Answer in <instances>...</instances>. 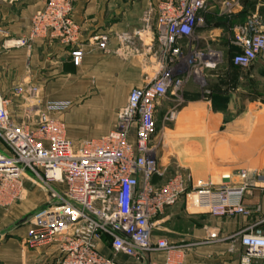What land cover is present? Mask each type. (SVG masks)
<instances>
[{
    "label": "crops",
    "instance_id": "obj_1",
    "mask_svg": "<svg viewBox=\"0 0 264 264\" xmlns=\"http://www.w3.org/2000/svg\"><path fill=\"white\" fill-rule=\"evenodd\" d=\"M162 1L74 0L73 18L81 28L76 47L37 40L30 49H10L4 42L26 35L33 15L48 0H0V90L11 101L13 119L20 123L28 115V106L15 89L37 88L45 101L71 105L53 117L65 123L75 144L117 129L131 91L147 86L159 70L162 51L155 36L137 32L144 28L147 12L152 11L155 26ZM248 24L264 33V0H207L203 22L181 43L177 74L184 83L180 94L164 99L155 115L156 185L177 172L185 174L190 191L199 182L236 187L243 172L251 184H262L264 54L247 69L232 62L238 52L234 35ZM100 36L107 38L105 50L94 45ZM77 48L86 52L79 66L72 58ZM198 53L206 56L199 63L193 60ZM0 149L7 151L1 141ZM24 185L21 201L9 209L0 207V264H54L56 248L37 251L25 244L27 218L49 202L50 194L29 174ZM193 195L155 219L153 241L166 240L176 249L174 264H240V235L264 218V194L258 188L246 192L245 204L261 208L248 218H215L198 207ZM168 255L159 251L142 261L123 255L116 259L120 264H164Z\"/></svg>",
    "mask_w": 264,
    "mask_h": 264
},
{
    "label": "built area",
    "instance_id": "obj_2",
    "mask_svg": "<svg viewBox=\"0 0 264 264\" xmlns=\"http://www.w3.org/2000/svg\"><path fill=\"white\" fill-rule=\"evenodd\" d=\"M73 8L74 0H48L33 15L28 33L4 45L30 49L35 41L48 40L76 47L81 28ZM206 9L207 0H163L154 27L152 11L145 14L144 28L137 33L155 36L162 51L159 70L147 86L131 91L117 129L100 139L81 144L70 140L65 123L53 115L71 105L45 101L37 88L15 89L28 106L27 119L18 123L9 110L11 101L0 90V141L7 149H0V207L8 209L25 197L27 174L50 194L49 202L27 218L29 248H56L59 256L54 264H120L119 255L142 261L159 251L169 254L164 264H174L176 249L166 240L152 239L154 221L189 193L196 196L201 210L215 218H248L261 211L259 206L250 209L244 200L252 188L264 194V179L259 176L262 184H251L247 172L240 174L242 182L236 187L198 183L190 191L183 172L161 186L154 182L159 173L158 146L153 141L156 111L168 96L180 94L181 43L203 22ZM106 42L104 36L94 38V45L103 50ZM233 43L238 48L232 59L237 67L247 69L264 54V33L252 24L238 28ZM85 53L82 48L72 52L75 66ZM205 57L198 53L193 60L199 63ZM240 245V264H264V218L240 235Z\"/></svg>",
    "mask_w": 264,
    "mask_h": 264
},
{
    "label": "rangeland",
    "instance_id": "obj_3",
    "mask_svg": "<svg viewBox=\"0 0 264 264\" xmlns=\"http://www.w3.org/2000/svg\"><path fill=\"white\" fill-rule=\"evenodd\" d=\"M157 151H158V149H157ZM199 183H201L202 184V182H199ZM45 188V187H44ZM46 189V188H45ZM193 197H195V195H193ZM13 208V207H12ZM5 209V208H4ZM9 209V208H8Z\"/></svg>",
    "mask_w": 264,
    "mask_h": 264
}]
</instances>
